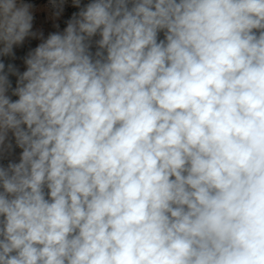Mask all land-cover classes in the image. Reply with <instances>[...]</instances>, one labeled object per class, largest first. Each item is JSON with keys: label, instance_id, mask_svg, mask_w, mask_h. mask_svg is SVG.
Returning <instances> with one entry per match:
<instances>
[{"label": "clouds", "instance_id": "1", "mask_svg": "<svg viewBox=\"0 0 264 264\" xmlns=\"http://www.w3.org/2000/svg\"><path fill=\"white\" fill-rule=\"evenodd\" d=\"M72 5L0 0V264H264V0Z\"/></svg>", "mask_w": 264, "mask_h": 264}, {"label": "rangeland", "instance_id": "2", "mask_svg": "<svg viewBox=\"0 0 264 264\" xmlns=\"http://www.w3.org/2000/svg\"><path fill=\"white\" fill-rule=\"evenodd\" d=\"M18 2L30 3L33 5L32 13H33V31L43 32L44 37L51 32L55 31H63L66 27V21L71 18L74 12H78L79 9L72 5V0H64V11L59 17L53 16V6L52 0H18ZM58 3L59 0H56ZM90 2V0H82V5ZM59 25V28H56L55 25ZM161 38H163L161 34ZM40 42L39 39L27 38L23 45L14 46L15 57H10L14 61V65L19 69L20 72H23L26 66L23 63L24 57L27 55V52L37 46ZM16 83L14 84V88ZM11 95V92L10 94ZM13 100L17 99L16 97H12ZM11 137V133L9 134ZM13 151L10 156L5 159L0 160V163L6 165L10 159L16 160L18 162L19 154L22 151L18 147L15 146L14 139L12 140Z\"/></svg>", "mask_w": 264, "mask_h": 264}, {"label": "trees", "instance_id": "3", "mask_svg": "<svg viewBox=\"0 0 264 264\" xmlns=\"http://www.w3.org/2000/svg\"><path fill=\"white\" fill-rule=\"evenodd\" d=\"M0 61H3L5 65L7 66L8 64H14V61L10 57H0ZM9 79L12 82V87L14 88V84L16 83V77L15 76H9ZM10 94V92H9ZM17 98V97H16Z\"/></svg>", "mask_w": 264, "mask_h": 264}]
</instances>
